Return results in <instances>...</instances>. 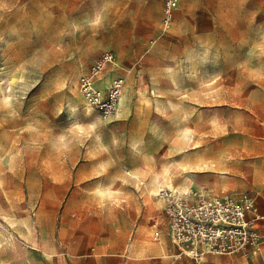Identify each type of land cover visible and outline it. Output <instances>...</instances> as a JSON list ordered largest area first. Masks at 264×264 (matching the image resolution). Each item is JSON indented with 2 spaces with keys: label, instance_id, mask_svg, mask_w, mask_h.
Instances as JSON below:
<instances>
[{
  "label": "rangeland",
  "instance_id": "rangeland-1",
  "mask_svg": "<svg viewBox=\"0 0 264 264\" xmlns=\"http://www.w3.org/2000/svg\"><path fill=\"white\" fill-rule=\"evenodd\" d=\"M162 7L0 0V264H264L177 246L164 201L264 211V0Z\"/></svg>",
  "mask_w": 264,
  "mask_h": 264
},
{
  "label": "built area",
  "instance_id": "built-area-1",
  "mask_svg": "<svg viewBox=\"0 0 264 264\" xmlns=\"http://www.w3.org/2000/svg\"><path fill=\"white\" fill-rule=\"evenodd\" d=\"M179 0H163L161 23L169 28ZM99 65L92 68L95 73ZM92 79H82L85 92ZM165 214L171 241L205 255L256 257L264 246L257 223L255 200L246 192L208 195L201 190L165 195Z\"/></svg>",
  "mask_w": 264,
  "mask_h": 264
},
{
  "label": "crops",
  "instance_id": "crops-1",
  "mask_svg": "<svg viewBox=\"0 0 264 264\" xmlns=\"http://www.w3.org/2000/svg\"><path fill=\"white\" fill-rule=\"evenodd\" d=\"M254 200H255L256 211H257V213H258V215L260 217V220L257 223V228H258L259 232L264 236V211H261L259 209L258 204L256 202V198H254ZM263 249H264V246H263L262 250ZM261 253H262V251H261ZM261 253L259 255H261ZM238 255L242 256V257H246V256L241 255V254H238ZM232 256H236V255H232ZM248 258L252 259L254 257H248Z\"/></svg>",
  "mask_w": 264,
  "mask_h": 264
},
{
  "label": "bare ground",
  "instance_id": "bare-ground-1",
  "mask_svg": "<svg viewBox=\"0 0 264 264\" xmlns=\"http://www.w3.org/2000/svg\"><path fill=\"white\" fill-rule=\"evenodd\" d=\"M14 83V80H12V82H11V84H13ZM1 90V89H0ZM170 186V188H171V191H172V193H175V195L176 194H178V195H182V194H187V193H180V192H178V191H174V188L171 186V185H169ZM185 191V190H184ZM194 251H191L190 253H193ZM188 253V252H187Z\"/></svg>",
  "mask_w": 264,
  "mask_h": 264
}]
</instances>
